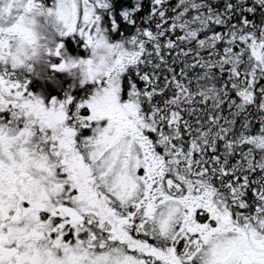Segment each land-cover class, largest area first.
<instances>
[{
	"label": "snow or ice",
	"instance_id": "1",
	"mask_svg": "<svg viewBox=\"0 0 264 264\" xmlns=\"http://www.w3.org/2000/svg\"><path fill=\"white\" fill-rule=\"evenodd\" d=\"M31 7L114 63L78 57L73 108L0 38V264H264V0Z\"/></svg>",
	"mask_w": 264,
	"mask_h": 264
},
{
	"label": "clouds",
	"instance_id": "2",
	"mask_svg": "<svg viewBox=\"0 0 264 264\" xmlns=\"http://www.w3.org/2000/svg\"><path fill=\"white\" fill-rule=\"evenodd\" d=\"M11 7L12 12H3L0 18V27L7 29L13 24L20 25V31L3 33L5 42L11 41L13 55L22 56L26 62L30 61L35 69L49 61L48 49L54 47V40L50 33L49 25L59 23L53 17H48L37 7L29 8V0H0V9L7 10ZM67 9V3H64ZM113 49L104 44H94L91 47L90 59L94 61V67L104 71L114 63ZM67 58V54H66ZM71 62L79 65L76 69L69 71L71 75L81 77L86 66L79 64L78 57H71Z\"/></svg>",
	"mask_w": 264,
	"mask_h": 264
},
{
	"label": "rangeland",
	"instance_id": "3",
	"mask_svg": "<svg viewBox=\"0 0 264 264\" xmlns=\"http://www.w3.org/2000/svg\"><path fill=\"white\" fill-rule=\"evenodd\" d=\"M42 2L44 3V5L46 7H52L53 6V0H42ZM50 33L53 37V40H62L65 44V49H66V52L68 55L72 56V57H79V58H85L87 56L90 55V50L86 49L84 47V42H83V38L79 36L78 33H75V34H72L68 37H59L58 36V33L55 32L54 29H50ZM80 42V45L77 44V42ZM73 43L74 47H77L74 52H72L70 49H69V44ZM80 49H79V47ZM60 58L58 57H49V60L51 61H56V60H59ZM24 70L21 71V73L23 72ZM46 72H50V69H49V65L48 63L46 64H43V65H40L38 68H36L33 72H30V73H35V74H39V73H42V74H46ZM61 73H66L68 75H62L65 77V80H68L69 78L72 79V81H75L76 82V85L72 87V90L76 92V88H79L81 89V92L79 91V93H75L73 94L74 97L75 95L79 98L78 100H80V98L84 97L88 88L90 87L89 86H81L79 81H80V77H76V76H73L70 74V72L68 71H60ZM79 79V80H78ZM66 87V85H65ZM61 99L62 98H66V94H61ZM63 100V99H62ZM77 103V100L74 101L73 103V108L75 107V104Z\"/></svg>",
	"mask_w": 264,
	"mask_h": 264
},
{
	"label": "flooded vegetation",
	"instance_id": "4",
	"mask_svg": "<svg viewBox=\"0 0 264 264\" xmlns=\"http://www.w3.org/2000/svg\"><path fill=\"white\" fill-rule=\"evenodd\" d=\"M52 63H60V59L56 61H48L50 72L46 74H35L24 70L20 75L22 78L30 81L29 89L34 94H37L47 101H51L53 97L62 100L65 98H60L63 92L62 90V78L61 72L53 69L51 67Z\"/></svg>",
	"mask_w": 264,
	"mask_h": 264
},
{
	"label": "trees",
	"instance_id": "5",
	"mask_svg": "<svg viewBox=\"0 0 264 264\" xmlns=\"http://www.w3.org/2000/svg\"><path fill=\"white\" fill-rule=\"evenodd\" d=\"M113 3H114V6H116V7H119V6H121V5L127 6L129 3H131V0H113ZM131 30H132L131 26H129V25H127V24H125V25L121 28V32H131ZM112 38L118 40V39L120 38V36H119L118 33H114V34H112ZM77 44L80 45V42L78 41ZM78 47H79V46H78ZM76 48H77V47H74L73 43L69 44V49H70L72 52H74V50H75ZM79 49H80V47H79ZM62 75H68V74H66V73H61V78H62V90H63L62 94H71V95H73V94H75L76 92H77V93H79V91L81 92V89L76 88V87H75L76 92L73 91V90H72V87L76 85V82H75V81H72L71 78H69L68 80L64 81V80H65V77L62 76ZM78 80H79V79H78ZM65 85H66V87H65ZM74 92H75V93H74ZM73 96H74V95H73ZM75 97H76V100H77V102H78V101H79V100H78L79 98H78L76 95H75Z\"/></svg>",
	"mask_w": 264,
	"mask_h": 264
}]
</instances>
